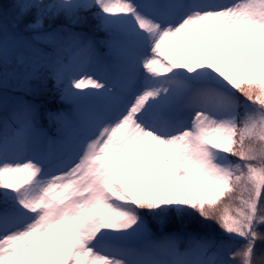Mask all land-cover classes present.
Segmentation results:
<instances>
[{
    "label": "snow or ice",
    "instance_id": "snow-or-ice-1",
    "mask_svg": "<svg viewBox=\"0 0 264 264\" xmlns=\"http://www.w3.org/2000/svg\"><path fill=\"white\" fill-rule=\"evenodd\" d=\"M0 264H264V0L0 5Z\"/></svg>",
    "mask_w": 264,
    "mask_h": 264
},
{
    "label": "rangeland",
    "instance_id": "rangeland-1",
    "mask_svg": "<svg viewBox=\"0 0 264 264\" xmlns=\"http://www.w3.org/2000/svg\"><path fill=\"white\" fill-rule=\"evenodd\" d=\"M9 2H10V0H0V5L7 4V3H9ZM92 23H95V22L93 21ZM165 51H166V53H167L169 56H171L173 59H176L177 61L179 60V57H178V56L175 54V52L172 51L171 49L166 48ZM51 86H52V84H51ZM53 90H54V89H53Z\"/></svg>",
    "mask_w": 264,
    "mask_h": 264
},
{
    "label": "trees",
    "instance_id": "trees-1",
    "mask_svg": "<svg viewBox=\"0 0 264 264\" xmlns=\"http://www.w3.org/2000/svg\"><path fill=\"white\" fill-rule=\"evenodd\" d=\"M86 30H88V29H86ZM52 86H51V83H50V88H51ZM169 230H171V229H169Z\"/></svg>",
    "mask_w": 264,
    "mask_h": 264
}]
</instances>
